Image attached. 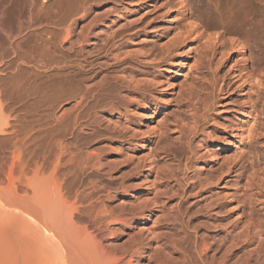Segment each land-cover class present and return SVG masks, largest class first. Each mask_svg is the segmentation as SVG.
Instances as JSON below:
<instances>
[{"label":"bare ground","instance_id":"obj_1","mask_svg":"<svg viewBox=\"0 0 264 264\" xmlns=\"http://www.w3.org/2000/svg\"><path fill=\"white\" fill-rule=\"evenodd\" d=\"M153 1L164 3V0ZM27 2L29 6L25 13ZM174 2L178 6L176 20L183 16L179 28H175L180 40L186 41L194 35L200 36L201 39L204 36L205 43L209 44L205 48L209 47L212 55L217 54L216 45L219 43L223 51L236 50L238 56H241L245 62V46L239 39L228 32L225 34L214 32L215 27L211 26L206 33L204 25L199 23L191 15L192 13H188L185 0H174ZM35 5L39 6L37 10L41 11V14L42 10L46 9L43 1L39 5L37 0H0V38L6 42L3 44L2 39L0 40V264H264V231L259 226V229L254 226L256 221L253 215H250L253 217L248 216L249 220L248 223L246 222L242 236L244 235L245 238L246 235L252 239V242L256 241L258 246L263 244L259 246L260 249H256V252L260 253L259 256L262 254V259L258 256L255 258L257 260H253L249 258L250 255H246L247 259L238 257L240 262H237L234 254L236 258L233 259L234 262L227 255L232 251L233 246L229 251L228 249L225 251L228 245L223 246L222 251H225V254L218 255L215 251L219 246L216 249L210 245L213 237L211 242H206L209 235L206 236L208 239L199 240L200 246L198 241L192 242V246L194 243L191 249L194 251L192 256L188 252L190 249L188 250L184 245L187 243L185 227H183L184 231H177L179 234L177 233L176 236L171 237L166 234L168 233L164 230L166 223L160 220L167 206L165 192L163 195L162 190L164 186L156 183L158 180L152 182V172H144L145 167L141 171L138 169L127 171L129 175L132 173L131 177L124 173L129 168L127 163L135 162L139 149L146 152L145 162H148V166L152 165L148 151L152 123L148 115L142 112L138 114L139 125H143L144 128L139 149L130 146L115 148L117 142L115 139L99 136L95 130L97 119L111 122V118L106 119L103 115H98L97 107L105 109L109 116L115 115L117 118L127 116L129 109L123 107L122 103L127 99H133L127 95L129 91L133 96H137L134 98L136 103L144 105L145 110L148 105L142 95L148 90L150 83L162 95L169 94L171 92L169 88L175 83L182 84L190 59L192 39L181 53L184 54L181 62L178 63L170 58L172 53L170 49L164 53L168 57L167 66L162 71L161 79L155 83L142 79V73L131 68L120 69L116 74L110 75L109 79L105 76L98 79V74L91 75L93 71H90V68L94 64L85 57L91 43L99 39L95 33L97 25L86 26L80 19H75L74 17L79 14L78 10V13L73 11L72 17L68 20L61 23L52 21L55 23L50 25L44 23L39 16V18L35 16L38 12L34 15ZM209 30L213 31L209 32ZM29 39L33 43L39 41L45 44L47 49L41 47L48 54L45 62L43 58H35L33 50L30 52L26 49ZM29 43L31 49L33 43ZM55 52H59L62 56L56 55V58L53 56ZM38 53L37 56H40ZM117 53L115 60L121 54ZM77 55L79 58H76ZM224 56L222 54L221 59ZM74 57L78 59L75 64L78 69L75 72L73 70L76 67H71L75 59L74 62L70 60ZM263 64L264 60H261L248 69L246 76L243 77L246 89L255 84L260 85L261 76H256L255 73ZM26 68L30 69L33 77L43 73L49 76L64 68L69 70L72 68V72L68 73L71 80H74L80 72L86 76L91 75L90 81L78 90L79 94L76 91L75 96L69 95L70 98H74L78 106L73 116L67 118L64 114H59L56 112L59 106L55 105L48 108L46 116L43 115L42 119L33 120L32 103L27 92L22 89L21 83L24 82L22 70ZM31 74L29 73L28 77ZM35 79L32 80L33 83ZM26 80L27 77L25 82L28 83ZM30 85L32 84L29 83V87ZM118 88L123 92L117 91ZM55 90V96L57 95L58 98L63 96L61 88ZM125 91L128 93L124 94ZM99 99L100 103H98ZM195 106L192 107L196 108ZM198 107L199 105L196 108L198 110L193 111V115L199 113L200 107ZM89 110L93 114L88 113L83 116L84 112ZM189 111L191 114L192 109ZM189 116L180 121L190 122V119H195L196 115ZM245 116L246 113L241 112L238 119L243 120ZM246 123L248 127L245 132L249 133L252 127L251 121L247 120ZM239 130L237 127L234 128L226 146L230 147L234 145L233 143H237V136L243 135ZM165 155L167 158L172 156L170 153ZM108 161H115L119 165L110 168ZM102 178H107V181L103 182L105 179ZM158 178L156 176V179ZM159 180L162 181L161 177ZM176 220L180 221L179 225L182 226L184 221ZM174 221L169 222L173 224ZM177 224L176 228L181 227ZM232 229L231 231L234 232ZM186 230L189 231L187 235L191 236L189 228ZM193 234L198 240L199 234L197 232ZM236 234L240 237L239 233ZM202 235L200 237H203ZM217 236L218 233L215 237L218 241L221 237L217 238ZM231 238L234 239L233 243L238 239ZM222 240L218 242L221 244ZM252 244L253 248L254 246L258 248L257 244ZM233 245L235 248V244ZM253 248L250 250L254 251ZM251 251H247L248 254L252 253ZM257 253H254L256 256L252 253L253 257H257Z\"/></svg>","mask_w":264,"mask_h":264},{"label":"rangeland","instance_id":"obj_2","mask_svg":"<svg viewBox=\"0 0 264 264\" xmlns=\"http://www.w3.org/2000/svg\"><path fill=\"white\" fill-rule=\"evenodd\" d=\"M38 1L39 5L42 1L44 5L46 4V9L42 10V14H44L43 12L46 14L40 16L42 14L37 10L39 7L36 6L37 3L34 15L38 12V15L35 16H39L44 23L51 25L55 23L52 21L64 22L72 17L73 11L76 13L78 10L79 14L74 17L75 19H80L86 26L97 25L95 33L99 39L91 43L85 57L94 64L90 68V71H93L91 75L98 74V79L104 78V76L109 79L120 69L131 68L141 72L142 79H148L149 82L155 83L161 79L162 71L167 66L166 58L168 57L164 53L170 49L172 51L170 58L179 63L184 56L181 54L184 47L188 43L190 44L192 39L190 59L182 84L175 83L172 88H169L171 91L169 94L162 95L150 83L148 90L142 95L148 105L145 110L143 109L144 105L136 103L137 101L134 99L137 97L136 95L133 96L129 90L130 94L125 91L124 94L128 93L127 95L134 100L127 99L128 101L125 100L122 104L131 112L128 110L127 116L117 118L115 115H107L105 109L97 107L98 115H103L106 119L111 118V122L107 123L97 116L99 119L96 120L95 130L99 136L115 139L117 141L115 148L130 146L139 149L141 133L144 128L143 125H139L138 114L142 112L148 115L152 123L148 150L152 165L148 166V162H145L146 152L139 149L135 162L127 163L129 168L124 173L131 177L132 173L130 172L129 175L127 171L135 169L141 171L145 167L144 172H152V182L158 180L159 182L156 183L164 186L162 190L163 195L165 192L167 209H164L163 217L160 220H163L161 222L164 224L166 223L164 230H167L168 233H166L167 231L165 233L171 237L172 235L176 236L178 232L184 231L183 227H185L187 243L184 245L190 249L187 251L192 256L194 255V251L191 250L194 246V243L192 246V242L198 241V246H200L199 240H205L209 235L206 242L212 241L210 245L214 246L213 248L219 246V249L216 248L217 251L214 249L218 255H224L226 249L229 251V248L231 249L233 246L232 253L227 254L232 261L236 258L237 262H240V259L245 260L247 259L246 255L257 260L255 258H258L260 253L258 254L256 251L263 244L258 246L256 241L252 242V239L246 235L245 239L242 232H244L243 229L247 225L246 222L250 215L255 217L250 216L256 221L254 226L256 225L257 228L259 226L264 231V64L259 68V73H255L256 76H261L259 79L262 86L255 84L249 87L250 89H246L243 77L246 76L252 64L264 60V0H185L188 13H192L191 15L204 25L206 33L210 26L215 27L214 32L231 33L244 44L245 62L241 56H238L236 50L223 51L219 43L216 45L217 54L212 55L209 47L205 48L209 44L205 43L204 36L202 39L200 36L194 35L192 38H187L188 40L184 38L186 41L180 40L175 28H179L183 16L176 20L178 6L174 0H164L163 4L153 0ZM28 6L27 2L25 13ZM213 30H209V32ZM112 38L114 40H111ZM1 41L3 44L6 43L4 39ZM28 41L33 43L30 39ZM29 42L26 43V47H28L26 49H29L30 52L33 50L35 58H43L45 62L46 56H48L45 44L39 41L34 42L30 49ZM40 51L43 52L41 55ZM64 51L66 52V49ZM37 53L40 56H37ZM116 53L120 54V57L115 60ZM222 54L225 56L221 59ZM42 55L44 57H41ZM56 55L57 57L62 56L59 52L53 53V56L56 57ZM107 55L110 58L105 57ZM77 57L79 58V55ZM74 59L75 57L70 60ZM95 61L97 63H94ZM77 62L78 59H75V63H72L71 67H76ZM76 69L78 68L76 67L73 71L75 72ZM25 70H22V80L25 82L27 77L28 83L20 82L32 103L33 120L42 119L43 115L46 116L48 108L55 105L59 106L56 109L59 114L62 113L67 118L73 116L78 106L75 104L74 98H70L69 95L75 96L76 91L79 94L78 90L91 79V75L86 76L80 72L77 73L74 80H71L68 73L72 70L66 68L60 69L52 75L49 74V76L43 73L38 74L37 77L32 76L29 68ZM29 73L31 74L30 78L28 77ZM33 79H35L34 83ZM29 83L32 84L30 87ZM58 87L63 93V96L61 95L59 98L54 95L55 88ZM25 88L28 90L26 91ZM117 91L123 92L121 88H118ZM29 92L30 94H28ZM100 99L98 103L101 102ZM198 105L200 111L195 116L193 114L195 110H198L196 109ZM188 107H192L190 108L192 109L191 114ZM241 112H245L247 115L243 120L238 119ZM88 113L93 114L89 110L84 112L83 116ZM36 116L40 117L36 118ZM188 116H195V119L191 118L190 122L184 121V123L180 121ZM245 120L251 121L252 127L249 133L245 132L248 127ZM188 122L192 123L189 125ZM235 127L239 128V132L243 135L237 136V143L228 147L226 146L227 141L231 139ZM169 153L172 156L171 158L169 156L168 160L165 154ZM118 165L115 161H108L110 168ZM124 176L126 177V175ZM156 176L161 177L162 181L160 182L159 178L156 179ZM102 179H105L103 182L107 181V178ZM176 219L184 221L182 226L179 225L181 222ZM165 220L168 222L177 221V226H181L183 230L181 227L176 228L175 221V224L173 222L171 224ZM184 223L186 224L184 225ZM236 227L237 230H235ZM186 228H189L191 236L187 235L189 231ZM192 228L194 232L191 230ZM231 228L236 232L231 231ZM201 230H203V235L200 233ZM196 232L199 237L201 235L203 237H198L196 240L193 234ZM217 233L219 236L217 238L221 237L218 241L224 238L225 241H231L232 245L229 241L230 244L228 242L226 244L222 240L221 242L224 244L221 243V246L220 241L215 240ZM236 233H239L240 237ZM231 234L233 235L231 236ZM231 237L238 239L235 238L237 241L233 243L234 239ZM214 240L215 243H213ZM247 242L249 247L246 246ZM252 243L257 244L258 248L255 246L253 248ZM233 244H235V248ZM223 246H226L225 251H222ZM251 248L255 249V252L251 251ZM247 251L258 255L253 257L255 254H248ZM259 258L262 259V254Z\"/></svg>","mask_w":264,"mask_h":264}]
</instances>
